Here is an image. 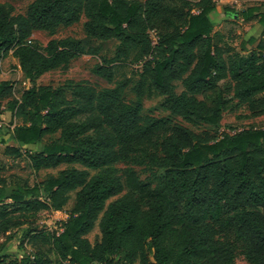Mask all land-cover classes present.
<instances>
[{
	"label": "trees",
	"instance_id": "trees-1",
	"mask_svg": "<svg viewBox=\"0 0 264 264\" xmlns=\"http://www.w3.org/2000/svg\"><path fill=\"white\" fill-rule=\"evenodd\" d=\"M215 8V0H34L25 15H14L0 2V64L11 55L30 83L5 107L14 84L0 81V116L11 113L7 136L20 146L4 138L0 154L26 158L35 173L72 166L32 185L0 177V237L26 227L32 252L22 264H236L233 248L218 237L221 218L245 243L248 263L264 264V126L195 133L141 114L149 94L163 98L170 116L198 127H219L231 110L244 109L251 120L264 116V32L245 56L221 46L210 20ZM246 12L226 10L237 19ZM82 17L88 38L118 43L113 58L92 70L115 87L38 86L41 76L98 53L73 37L43 49L32 39L35 31L52 35ZM258 22L264 27V15ZM121 61L140 65L135 102L122 98L127 84L115 81L112 65ZM54 135L39 152L22 150ZM124 162L163 175L151 187L132 169L117 168ZM71 193L67 220L46 236L39 215L61 212ZM96 226L100 238L91 243Z\"/></svg>",
	"mask_w": 264,
	"mask_h": 264
},
{
	"label": "rangeland",
	"instance_id": "rangeland-1",
	"mask_svg": "<svg viewBox=\"0 0 264 264\" xmlns=\"http://www.w3.org/2000/svg\"><path fill=\"white\" fill-rule=\"evenodd\" d=\"M34 0H0L1 3L10 5L13 7L14 15H25L27 12L28 6ZM217 5H221L220 0H217ZM85 18L82 17L81 20L69 27V28H58L52 35H49L46 32L35 31L32 35V39L38 42L40 48H45L49 41L52 39H62L66 37H73L82 42L85 50L90 48H97L98 53L93 56L86 54L74 59L71 62V68L68 71L55 70L41 76L37 80L38 86H52L58 87L63 86L67 83H71L73 86L80 84L81 86H86L95 92H99L105 88H113L115 84H107L104 81L97 79L93 74V68L101 64L104 60H109L113 58L116 47L118 43L116 41L100 42L93 39H90L86 36L84 32ZM12 57V56H11ZM114 74L115 81L127 84L126 88L122 91V98L128 102H135L138 100L136 93V84L139 80L141 73L140 65L133 64L130 61H121L114 63ZM2 76H0V81L6 80L10 83L16 85L15 89L12 92L10 98L4 100L3 104L6 107L11 100L20 98L24 89L22 88V81L24 78L18 73L16 66L10 60L4 68H2ZM222 86H220V89ZM182 90L181 86L178 84L177 92L179 93ZM217 95V92H214L210 95H207V101L211 104ZM66 97L69 100H73L74 96L70 90H66ZM163 102L162 97L156 95L146 94L142 99L141 103L143 106L142 116H154L157 118H169L173 124H181L195 133H200L204 130H208L212 133H234L241 129L254 126H264V120L257 121L248 119L246 116V111L244 109L231 110L223 114L222 120L219 127L211 128L207 126L198 127L192 123L185 122L179 118H174L169 115L168 112H165L161 109V103ZM1 123V122H0ZM2 127H0V134H8L6 130L12 129V124L2 121ZM6 135L2 137L8 140ZM0 136V139L2 138ZM58 135L47 137L44 141L36 146L23 147V151L27 150L31 153L39 152V150L46 144H49L52 141L57 140ZM9 143V142H8ZM18 147H20L17 144ZM0 161L2 163V168L0 169V177L12 178L18 177L24 180H27L29 184H34L37 182L43 181L48 176H56L60 170L71 168L72 166L62 165L56 169L41 170L38 173H35L31 170L28 160L26 158H5L1 157ZM76 168L81 169L80 166ZM117 168L120 170L132 169L135 171L137 176L141 181L146 184H149L151 187H154L160 178L163 175V171L157 169H150L146 165H138L136 163L124 162L119 163ZM96 172L89 170L90 176L94 175ZM120 197V196H119ZM75 199V193L70 194V199L61 212H43L39 215L36 225L39 230H41L46 236L52 232H58L62 226L63 221L67 220L69 212L73 208ZM116 198L111 199L115 200ZM222 222L218 226V237L226 241L234 251L235 262L236 264H249L245 255L246 246L245 243L237 237L235 232L229 228L228 223H225L221 218ZM26 227L21 229L14 230L7 234L5 237H0V264H22L21 261L24 258L31 256V248L28 245V237L25 238V234L22 233ZM100 233L99 229L96 226L94 230L88 235V239L91 243L99 241ZM55 260V258H54Z\"/></svg>",
	"mask_w": 264,
	"mask_h": 264
},
{
	"label": "crops",
	"instance_id": "crops-1",
	"mask_svg": "<svg viewBox=\"0 0 264 264\" xmlns=\"http://www.w3.org/2000/svg\"><path fill=\"white\" fill-rule=\"evenodd\" d=\"M221 3L222 6L216 4L215 10L210 14V20L214 26V39L219 42L221 46H229L234 50V52L239 53L240 55L245 56L250 51L256 50L257 45L261 41L262 33L264 32V27L258 22L260 16L264 15V1L252 0L240 2L235 0H221ZM228 9L236 12H247L243 17L237 19L230 17L226 13V10ZM10 60L16 66L20 77H23L18 61L11 57V55L1 62L0 76L3 74L2 68H4ZM11 120V113L4 109L2 115L0 116V122L2 123L3 121L7 124L8 122L11 123ZM253 120H256L255 122L262 121L264 120V116ZM6 133H8V130H6ZM2 135L6 134H0L1 137ZM7 135V145L17 146V143L13 140V138ZM4 138L5 137H2L0 141Z\"/></svg>",
	"mask_w": 264,
	"mask_h": 264
},
{
	"label": "built area",
	"instance_id": "built-area-1",
	"mask_svg": "<svg viewBox=\"0 0 264 264\" xmlns=\"http://www.w3.org/2000/svg\"><path fill=\"white\" fill-rule=\"evenodd\" d=\"M151 38L153 39V43H156V37H155V35L153 33L151 34ZM21 84H22V88L24 90H26V89H28L30 87V83L27 80L22 81ZM15 87H16V85H13V90L15 89ZM13 90H12V92H13ZM16 99L18 100L19 97L16 98ZM0 127H2V124L1 123H0Z\"/></svg>",
	"mask_w": 264,
	"mask_h": 264
},
{
	"label": "bare ground",
	"instance_id": "bare-ground-1",
	"mask_svg": "<svg viewBox=\"0 0 264 264\" xmlns=\"http://www.w3.org/2000/svg\"><path fill=\"white\" fill-rule=\"evenodd\" d=\"M221 1V0H220ZM215 2H217V0H215Z\"/></svg>",
	"mask_w": 264,
	"mask_h": 264
}]
</instances>
